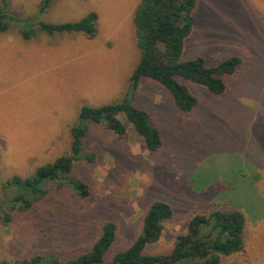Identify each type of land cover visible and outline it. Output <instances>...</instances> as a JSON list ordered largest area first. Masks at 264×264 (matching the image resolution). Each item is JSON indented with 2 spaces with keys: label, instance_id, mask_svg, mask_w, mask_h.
I'll list each match as a JSON object with an SVG mask.
<instances>
[{
  "label": "rangeland",
  "instance_id": "374dc122",
  "mask_svg": "<svg viewBox=\"0 0 264 264\" xmlns=\"http://www.w3.org/2000/svg\"><path fill=\"white\" fill-rule=\"evenodd\" d=\"M44 1L0 0L9 28L0 31V198L15 196L5 190L13 177L28 178L71 154V129L81 124L84 107L128 98L150 114L162 146L149 152L123 114V137L105 123L89 124L63 185L49 182L46 197L28 211L0 208V264L36 255L67 263L90 251L112 222L117 236L109 262L142 235L156 202L169 204L173 215L145 255L170 254L193 216L221 208L246 218L244 252L222 256L221 264H264V0H198L183 61L202 57L213 67L238 56L242 63L223 76L222 95L179 79L198 102L189 113L152 79L136 90L131 85L140 60L134 14L141 0H53L42 9ZM91 13L99 17L94 38L40 27ZM74 180L88 187V197L76 195Z\"/></svg>",
  "mask_w": 264,
  "mask_h": 264
},
{
  "label": "trees",
  "instance_id": "16d2710c",
  "mask_svg": "<svg viewBox=\"0 0 264 264\" xmlns=\"http://www.w3.org/2000/svg\"><path fill=\"white\" fill-rule=\"evenodd\" d=\"M52 1L45 0L42 9ZM197 6L198 0H141L134 14L140 60L131 76V85L136 90L144 78L158 82L171 93L175 105L183 113L191 112L198 102L179 79L202 85L213 95H222L226 90L223 76L233 75L242 63V58L238 56L220 61L213 67H208L202 57L183 61L184 43L193 30V15ZM3 18L4 15L0 13L1 32L9 29L7 25H3ZM98 19L96 13H91L75 23L41 24L40 27L50 34L79 32L88 38H94ZM121 114L143 139L149 152H156L162 146L161 131L151 124L150 114L137 108L128 98L99 108L84 107L80 112L81 124L71 129V154L37 169L28 178L15 176L9 180L5 184V190L14 189L16 194L10 200L0 198V208L9 206L11 210L28 211L35 202L46 197L49 182H60L63 185L62 180L71 175L74 163L82 153L89 124L105 123L107 129L123 137L127 134V128L119 119ZM71 184L80 198L89 196L88 187L83 182L74 180ZM172 215L169 204L154 203L145 216L142 235L126 251L118 253L109 262L105 261V257L117 236V226L112 222L102 227L101 236L90 251L67 263L55 256L36 255L30 260L13 264H185L189 261L186 264H221L222 256L240 254L245 250L244 214L239 210L220 208L209 215L193 216L188 223L187 232L177 237L170 254L145 255L147 246L160 240L163 223ZM5 221H11L8 214Z\"/></svg>",
  "mask_w": 264,
  "mask_h": 264
}]
</instances>
